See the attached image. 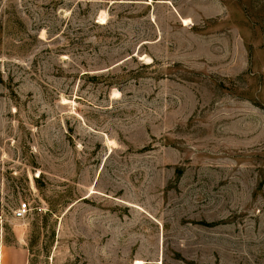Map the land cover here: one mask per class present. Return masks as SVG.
<instances>
[{
	"label": "rangeland",
	"instance_id": "374dc122",
	"mask_svg": "<svg viewBox=\"0 0 264 264\" xmlns=\"http://www.w3.org/2000/svg\"><path fill=\"white\" fill-rule=\"evenodd\" d=\"M0 264H264V0H0Z\"/></svg>",
	"mask_w": 264,
	"mask_h": 264
},
{
	"label": "built area",
	"instance_id": "2783aa9c",
	"mask_svg": "<svg viewBox=\"0 0 264 264\" xmlns=\"http://www.w3.org/2000/svg\"><path fill=\"white\" fill-rule=\"evenodd\" d=\"M27 211V207L25 203L20 204V206L16 209L15 215L16 217H23Z\"/></svg>",
	"mask_w": 264,
	"mask_h": 264
},
{
	"label": "crops",
	"instance_id": "0c3cea01",
	"mask_svg": "<svg viewBox=\"0 0 264 264\" xmlns=\"http://www.w3.org/2000/svg\"><path fill=\"white\" fill-rule=\"evenodd\" d=\"M6 260V259H5Z\"/></svg>",
	"mask_w": 264,
	"mask_h": 264
}]
</instances>
